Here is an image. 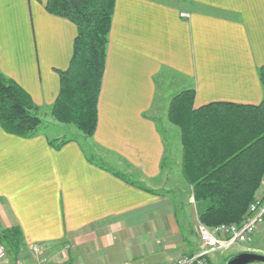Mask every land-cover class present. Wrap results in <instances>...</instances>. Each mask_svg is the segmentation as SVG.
Wrapping results in <instances>:
<instances>
[{
	"label": "crops",
	"instance_id": "0c3cea01",
	"mask_svg": "<svg viewBox=\"0 0 264 264\" xmlns=\"http://www.w3.org/2000/svg\"><path fill=\"white\" fill-rule=\"evenodd\" d=\"M46 1L0 0V71L50 110L78 27L49 13ZM263 66L264 0H116L98 126L85 142L106 152L104 160L92 162L76 139L57 150L45 133L22 138L0 127V226L20 227L29 247L91 242L101 252L97 264H163L196 253L201 222L193 187L186 184L183 195L190 199L176 211L169 196L151 184L163 165L169 172L174 163L150 113L158 77L165 70L179 75L187 82L180 91L195 89V108L257 106L264 99ZM177 133V164L186 183ZM257 197L264 198V179ZM255 241L264 244V227ZM226 255L219 252L210 260L223 264Z\"/></svg>",
	"mask_w": 264,
	"mask_h": 264
},
{
	"label": "trees",
	"instance_id": "16d2710c",
	"mask_svg": "<svg viewBox=\"0 0 264 264\" xmlns=\"http://www.w3.org/2000/svg\"><path fill=\"white\" fill-rule=\"evenodd\" d=\"M115 7L116 0L46 1L49 13L78 27L70 65L59 72L61 89L50 115L76 126L86 138H92L98 126ZM259 75L264 88V66ZM194 99V88L176 93L170 99L167 117L181 131L182 171L193 187L199 220L207 226L240 223L264 179V99L257 106L210 103L200 108L194 107ZM40 112L31 95L0 71V127L11 135L34 137L41 132ZM48 141L58 150L74 139ZM101 166L108 168L104 163ZM109 169L142 187L120 171ZM0 241L18 255L24 245L20 227L2 229Z\"/></svg>",
	"mask_w": 264,
	"mask_h": 264
},
{
	"label": "rangeland",
	"instance_id": "374dc122",
	"mask_svg": "<svg viewBox=\"0 0 264 264\" xmlns=\"http://www.w3.org/2000/svg\"><path fill=\"white\" fill-rule=\"evenodd\" d=\"M158 82L159 85L157 91V98L154 103L153 109L151 110L150 113L151 115L155 116V118H157L159 127L163 131V134L165 135L166 139L168 140V146L170 148L167 154V159L170 160V162L172 161L174 163L168 162L169 172L172 175H169V172L167 171L168 170L167 165L166 166L163 165V168L165 167L164 171L161 173V175L158 178L152 180L151 184L152 186L158 189V192H160L159 195L169 196L171 201L175 203V206L177 207V209L175 210L177 211L180 209L179 207L181 205L186 206L190 198L187 197V195L186 196L183 195L186 193L185 190L188 189L186 186V184L188 183L187 182L185 183L181 179L179 174L180 166L177 164L179 157H178L177 146L175 147V137H177V135L179 134L177 132H179L180 129L170 121H167L166 115L168 114L171 97L173 96V94L180 91L183 87L187 86V82L181 79L179 75L172 74L171 72L168 71L166 72V70L158 77ZM40 116L42 118V125L40 127V131L42 133H45L47 136H49V138L59 137V139H66V138L76 139L85 145L86 151L90 157L92 158L96 157L97 159L104 160L101 154H105L106 152L101 151V149L95 147H88L85 142L89 138H86L85 135L82 132H80L76 126L67 125L56 121L50 115L49 109H44V110L41 109ZM115 160L118 161V158L115 157ZM122 167H125V165H122ZM191 199L195 200L194 197H192ZM185 211L187 212L188 209H185ZM200 226H207V225L203 223H199L197 225L196 232L198 233L199 237L201 236L202 233ZM263 227H264V223L258 228L256 234L252 237L251 240L246 241L244 243H240L231 249L218 250L212 253L211 255H209L208 258L209 264H212V260H210V257L213 254L216 253L219 254V252H223L228 255V257L226 255L227 258L224 260V262H222L223 264H225L226 260L229 257L239 254L241 252H255V253L264 254L263 252H261V250L258 249V247L262 249L261 247L264 244L263 243L256 244L255 241L258 232H260ZM2 229L3 227L0 226V231ZM200 241H201V237H200ZM201 247H202V241L199 251H197L194 254L199 253L202 250ZM6 249H7V254L5 258L2 261H0V264H97L96 260L97 258H99L98 254H101L100 251L97 252L98 248L91 242L88 244L84 243L80 245H76L75 242H70V241L61 242L43 248V250L39 254L34 253L29 246L23 245L22 249L20 250V253L16 256L7 246ZM187 255H193V254H187ZM180 256H185V255L178 254L175 258ZM255 264H261V263H255Z\"/></svg>",
	"mask_w": 264,
	"mask_h": 264
},
{
	"label": "built area",
	"instance_id": "2783aa9c",
	"mask_svg": "<svg viewBox=\"0 0 264 264\" xmlns=\"http://www.w3.org/2000/svg\"><path fill=\"white\" fill-rule=\"evenodd\" d=\"M264 223V199L257 197L249 206L248 212L240 223L221 224L217 226H200L202 250L193 255H185L163 264H209V255L218 250H228L240 243L252 239L258 228ZM31 250L39 254L43 246L31 245ZM7 254L6 246L0 241V261Z\"/></svg>",
	"mask_w": 264,
	"mask_h": 264
},
{
	"label": "water",
	"instance_id": "95a60500",
	"mask_svg": "<svg viewBox=\"0 0 264 264\" xmlns=\"http://www.w3.org/2000/svg\"><path fill=\"white\" fill-rule=\"evenodd\" d=\"M264 264V254L255 252H241L229 257L225 264Z\"/></svg>",
	"mask_w": 264,
	"mask_h": 264
}]
</instances>
